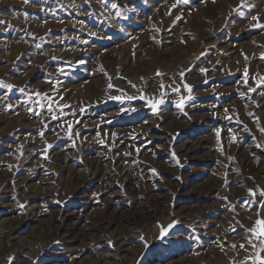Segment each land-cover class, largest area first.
<instances>
[{"label": "rangeland", "instance_id": "rangeland-1", "mask_svg": "<svg viewBox=\"0 0 264 264\" xmlns=\"http://www.w3.org/2000/svg\"><path fill=\"white\" fill-rule=\"evenodd\" d=\"M262 130L264 0H0V264H255Z\"/></svg>", "mask_w": 264, "mask_h": 264}, {"label": "snow or ice", "instance_id": "snow-or-ice-1", "mask_svg": "<svg viewBox=\"0 0 264 264\" xmlns=\"http://www.w3.org/2000/svg\"><path fill=\"white\" fill-rule=\"evenodd\" d=\"M253 19H257V17H253ZM157 75H160V74L157 73ZM182 75H183V73H181V76ZM109 87H112V85L109 84ZM161 87L163 88L164 86L161 85ZM185 88L189 92H191V88L188 85H185ZM175 90L178 91V89H175ZM252 90L254 91L255 89H252ZM112 98L118 99V97H112ZM189 98H191V97H189ZM129 99H131V97ZM158 103H163V100L159 101ZM178 106H180V107L183 106V98L181 99V103ZM152 108L154 111L156 110V103H152ZM262 131H264V130H262ZM217 135H219V133H217ZM249 192H250V195H253V196L255 195V193L252 192V190H249ZM259 195L261 197H264V191H261L259 193ZM260 206L262 209H264V201L261 202ZM258 216H259V214H258ZM248 231L251 233L253 238L260 239L261 244H264V218H257L254 222L253 227L248 229ZM233 247H235V245H233ZM241 247H244V245H241ZM253 247H255V245H253ZM255 264H264V258H262L259 253H256Z\"/></svg>", "mask_w": 264, "mask_h": 264}]
</instances>
